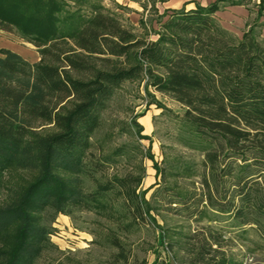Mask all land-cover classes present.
Here are the masks:
<instances>
[{
    "label": "trees",
    "instance_id": "16d2710c",
    "mask_svg": "<svg viewBox=\"0 0 264 264\" xmlns=\"http://www.w3.org/2000/svg\"><path fill=\"white\" fill-rule=\"evenodd\" d=\"M243 2L165 10L149 39L100 4L85 14L66 11L61 0H0V27L16 28L42 55L31 62L0 47V173H33L0 202V264H37L52 222L75 207L115 196L134 220L152 209L136 190L140 175L105 177L104 162L89 153L109 100L135 79L184 106L185 143L203 154L202 171L190 164L179 171L199 176L201 187L160 183L151 195L174 215L207 224L181 237L204 255L223 241L211 224L227 221L264 240V44L252 27L234 38L215 17Z\"/></svg>",
    "mask_w": 264,
    "mask_h": 264
},
{
    "label": "rangeland",
    "instance_id": "374dc122",
    "mask_svg": "<svg viewBox=\"0 0 264 264\" xmlns=\"http://www.w3.org/2000/svg\"><path fill=\"white\" fill-rule=\"evenodd\" d=\"M61 1L66 11L79 9L85 14L92 13L93 6L100 4L103 11L117 16L135 34L149 39L157 37L156 18L165 10L206 2ZM236 5L246 9L247 14L241 17L222 7L215 15L218 25L234 38H240L252 27L259 39L264 40L261 36L264 0H244ZM0 47L11 49L31 62L42 59L39 47L22 37L16 28L0 27ZM183 111L181 103L157 91L147 79L126 81L116 89L102 113L100 126L91 136L89 153L104 162L105 177L140 175L136 190L152 209L134 220L122 198L111 196L59 213L52 222L51 244L43 249L37 264H224L222 260L225 264H264V240L254 230L245 233L230 228L227 221L213 222L211 230L221 231L223 241L212 249L206 247L208 252L202 255L199 243L193 238L181 237L178 231L193 233L207 224L174 215L151 197L160 183L180 189L190 183L201 187L199 176L179 174L185 164L192 165L198 172L203 170L202 152L185 143L188 134L180 123ZM48 126L43 124L38 129ZM117 148L119 153L115 152ZM97 177L100 178V173ZM32 178L33 173L27 170L12 168L1 172L0 202L8 199L11 188L22 186ZM85 182L89 189L94 188L91 180L86 178Z\"/></svg>",
    "mask_w": 264,
    "mask_h": 264
},
{
    "label": "crops",
    "instance_id": "0c3cea01",
    "mask_svg": "<svg viewBox=\"0 0 264 264\" xmlns=\"http://www.w3.org/2000/svg\"><path fill=\"white\" fill-rule=\"evenodd\" d=\"M211 1H213V0H206V2L205 3H203V2H200V4H203V5H206L207 3H209V2H211ZM191 3H193V2H191ZM194 6V5H193ZM193 6H189V5H186V7H193ZM223 9H225V10H227V9H229V10H231L232 12H234L236 15H240L241 17H244L247 13H245L246 12V9H243V7L241 6V5H228V6H224L223 7ZM221 10H218L216 13H215V15H217L219 12H220ZM239 16V17H240ZM240 17V18H241ZM236 20L238 19L237 17L235 18ZM264 31V30H263ZM261 36H262V38H264V33H261ZM263 41V44H264V40H262Z\"/></svg>",
    "mask_w": 264,
    "mask_h": 264
}]
</instances>
